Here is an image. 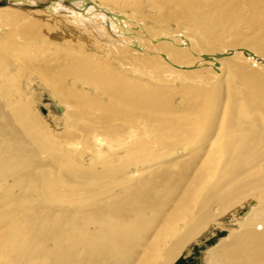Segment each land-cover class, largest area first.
<instances>
[{
    "label": "bare ground",
    "instance_id": "1",
    "mask_svg": "<svg viewBox=\"0 0 264 264\" xmlns=\"http://www.w3.org/2000/svg\"><path fill=\"white\" fill-rule=\"evenodd\" d=\"M9 1L0 264H264V0Z\"/></svg>",
    "mask_w": 264,
    "mask_h": 264
},
{
    "label": "rangeland",
    "instance_id": "2",
    "mask_svg": "<svg viewBox=\"0 0 264 264\" xmlns=\"http://www.w3.org/2000/svg\"><path fill=\"white\" fill-rule=\"evenodd\" d=\"M11 2H18V0H11ZM8 3H10L9 0H8ZM42 3H44L43 6L47 4L46 2H41V4ZM73 3L74 2L67 4L64 2V5L68 7V6L73 5ZM60 5L62 4L60 3ZM35 96H36V111L42 118L44 119L51 118V117L58 118L62 116V114L59 113V111H57V108L55 104L53 103L52 98L50 97L51 95L47 90L37 87ZM173 105L177 107V109H180L182 107L183 104L181 103L180 95H175ZM54 121H56V119H54ZM247 211H248V208H245V207L238 210V213L236 215L237 218L238 216H241V215L243 216L244 213H246ZM231 215L233 214H229V215L227 214L225 217H223L219 221L220 222L219 224L217 223L214 224V226H212V228L199 241L191 243L188 251H185L179 257L178 261L174 264H202V256L204 255L206 250H208L211 247L216 246L220 242L221 239L225 238L226 236L230 234V229L234 228L233 226L234 223L232 222ZM52 245H53V238H49L48 239V249L49 248L52 249L53 247Z\"/></svg>",
    "mask_w": 264,
    "mask_h": 264
}]
</instances>
